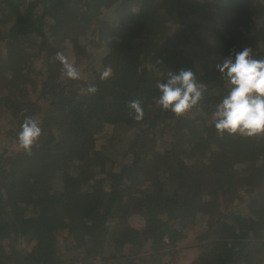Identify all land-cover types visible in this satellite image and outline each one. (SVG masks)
Here are the masks:
<instances>
[{
    "label": "trees",
    "instance_id": "16d2710c",
    "mask_svg": "<svg viewBox=\"0 0 264 264\" xmlns=\"http://www.w3.org/2000/svg\"><path fill=\"white\" fill-rule=\"evenodd\" d=\"M245 47L264 59V0H0V264H175L188 229L177 264H264V135L212 119ZM180 68L203 95L176 115L156 85Z\"/></svg>",
    "mask_w": 264,
    "mask_h": 264
},
{
    "label": "clouds",
    "instance_id": "9594fccd",
    "mask_svg": "<svg viewBox=\"0 0 264 264\" xmlns=\"http://www.w3.org/2000/svg\"><path fill=\"white\" fill-rule=\"evenodd\" d=\"M62 62L64 74L72 79L79 73L57 54ZM217 68L231 85L227 94L216 105L213 123L218 133L240 134L248 137L264 135V59H256L247 47L229 56ZM159 97L156 103L164 110L182 115L198 104L203 95V85L197 83L191 69L180 68L170 71L164 82H157ZM90 86L88 91L95 92ZM137 113L135 119L142 118V110L137 101L130 105ZM42 129L39 121L25 117L17 133V141L25 152H31L37 145Z\"/></svg>",
    "mask_w": 264,
    "mask_h": 264
},
{
    "label": "rangeland",
    "instance_id": "374dc122",
    "mask_svg": "<svg viewBox=\"0 0 264 264\" xmlns=\"http://www.w3.org/2000/svg\"><path fill=\"white\" fill-rule=\"evenodd\" d=\"M134 9V7H132ZM106 55L103 54L102 55V62L105 63V64H108V59L107 57H105ZM111 71V70H110ZM106 74H104L103 72H98L95 76L97 79L99 78H104ZM123 132V131H122ZM124 134H127L125 132H123ZM130 135V132L129 134L127 135H124L125 137ZM124 138V137H123ZM120 146L117 147V150L119 152H123V148H119ZM118 152V153H119ZM133 223L135 224H138L139 221L135 220L133 221ZM187 233H188V241L186 240L183 244H186V245H181L180 248L183 249V253H185V255H182V254H179L178 258L177 259H174L175 260V264H177L178 262H183L184 260H188L190 259L191 257H193L194 254H196L197 252V248L196 247H185V246H192V244L194 243V232H192L190 229L187 230ZM58 237H59V240L62 242L65 240V233L64 232H60L58 234ZM151 249V248H149Z\"/></svg>",
    "mask_w": 264,
    "mask_h": 264
}]
</instances>
